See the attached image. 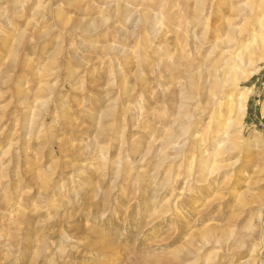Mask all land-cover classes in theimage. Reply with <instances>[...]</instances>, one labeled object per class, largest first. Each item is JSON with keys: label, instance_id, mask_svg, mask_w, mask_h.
<instances>
[{"label": "rangeland", "instance_id": "1", "mask_svg": "<svg viewBox=\"0 0 264 264\" xmlns=\"http://www.w3.org/2000/svg\"><path fill=\"white\" fill-rule=\"evenodd\" d=\"M208 6L0 0V264H264V59L216 133Z\"/></svg>", "mask_w": 264, "mask_h": 264}, {"label": "bare ground", "instance_id": "2", "mask_svg": "<svg viewBox=\"0 0 264 264\" xmlns=\"http://www.w3.org/2000/svg\"><path fill=\"white\" fill-rule=\"evenodd\" d=\"M208 4V12L214 14L217 22L210 29L212 48L209 52L219 48L212 80L227 98L225 117L217 120L216 133L224 130L222 134L228 136V130L236 129L237 132L246 113L248 92H237L241 88L240 80L245 78L243 70L264 59V0H208ZM258 216L264 217V210ZM255 250L254 247L252 252ZM246 260L243 264H254V255Z\"/></svg>", "mask_w": 264, "mask_h": 264}]
</instances>
